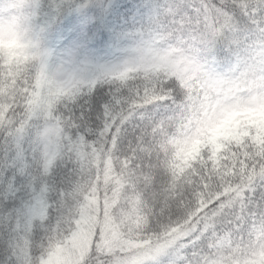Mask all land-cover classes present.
<instances>
[{
  "label": "trees",
  "instance_id": "16d2710c",
  "mask_svg": "<svg viewBox=\"0 0 264 264\" xmlns=\"http://www.w3.org/2000/svg\"><path fill=\"white\" fill-rule=\"evenodd\" d=\"M95 2L18 0V24L0 26V125L39 124L49 167L66 102L100 86L133 96L110 138L77 146L70 214L43 243L25 238L20 259L62 246L93 197L120 240L149 249L139 264H264V137L245 121L264 115V0H134L105 42L61 45L70 14L107 15ZM47 215L41 195L29 233ZM91 240L81 264H109Z\"/></svg>",
  "mask_w": 264,
  "mask_h": 264
},
{
  "label": "snow or ice",
  "instance_id": "6c2138e0",
  "mask_svg": "<svg viewBox=\"0 0 264 264\" xmlns=\"http://www.w3.org/2000/svg\"><path fill=\"white\" fill-rule=\"evenodd\" d=\"M105 4L104 17H88L86 12L76 17L70 14L63 24L66 35L60 37V44H101L127 23L137 8L134 0H96L84 7L104 8ZM131 99L133 96L123 90L100 86L66 102L57 113L63 127L62 157L52 167L47 163L39 124L25 126L23 118H13L0 125V264H24L18 249L25 238L43 243L53 228L63 227L74 203L69 193L78 172L75 149L83 144L88 150L101 138H110L115 127L113 117L122 113ZM41 195L48 203L47 219L42 224L33 222L29 233V210Z\"/></svg>",
  "mask_w": 264,
  "mask_h": 264
},
{
  "label": "rangeland",
  "instance_id": "374dc122",
  "mask_svg": "<svg viewBox=\"0 0 264 264\" xmlns=\"http://www.w3.org/2000/svg\"><path fill=\"white\" fill-rule=\"evenodd\" d=\"M258 132L264 136L263 128ZM218 133L220 136L224 135L222 131H218ZM220 150L221 148L218 152ZM109 174L108 168L105 167V170L102 171L104 181L109 180ZM106 206L108 207V203ZM97 208V201L93 197L89 198L78 215L74 232L62 246L55 249L40 264H81L82 259L86 257L88 250L93 246L91 238L96 235V232L101 241L103 254L112 258L109 264H139L144 261L150 252L149 249H144L143 244L138 245L120 240L116 236L115 230L107 222L108 219L105 216H98Z\"/></svg>",
  "mask_w": 264,
  "mask_h": 264
},
{
  "label": "clouds",
  "instance_id": "9594fccd",
  "mask_svg": "<svg viewBox=\"0 0 264 264\" xmlns=\"http://www.w3.org/2000/svg\"><path fill=\"white\" fill-rule=\"evenodd\" d=\"M18 0H0V26L6 31L18 24Z\"/></svg>",
  "mask_w": 264,
  "mask_h": 264
}]
</instances>
